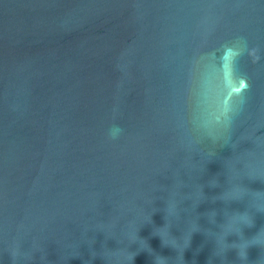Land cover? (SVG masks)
Returning a JSON list of instances; mask_svg holds the SVG:
<instances>
[{"label": "water", "instance_id": "95a60500", "mask_svg": "<svg viewBox=\"0 0 264 264\" xmlns=\"http://www.w3.org/2000/svg\"><path fill=\"white\" fill-rule=\"evenodd\" d=\"M0 264H264V0H0Z\"/></svg>", "mask_w": 264, "mask_h": 264}, {"label": "clouds", "instance_id": "9594fccd", "mask_svg": "<svg viewBox=\"0 0 264 264\" xmlns=\"http://www.w3.org/2000/svg\"><path fill=\"white\" fill-rule=\"evenodd\" d=\"M247 87L246 83H244L243 81H241V91L243 90V88ZM123 132V129L120 128L118 125H113L110 129H109V137L111 139H116L118 138L119 134H121ZM239 255V253H238ZM135 258V257H134ZM133 258V259H134Z\"/></svg>", "mask_w": 264, "mask_h": 264}]
</instances>
